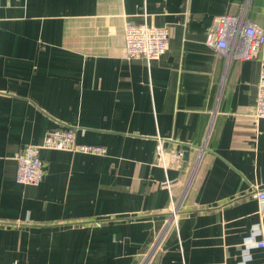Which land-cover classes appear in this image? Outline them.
<instances>
[{"label":"crops","instance_id":"0c3cea01","mask_svg":"<svg viewBox=\"0 0 264 264\" xmlns=\"http://www.w3.org/2000/svg\"><path fill=\"white\" fill-rule=\"evenodd\" d=\"M247 1L0 0V264H241L264 228L252 195L264 188V47L227 64L206 39ZM144 11L170 31L149 64L124 58V24ZM248 12L264 26V0ZM60 123L108 153L45 149L43 180L18 183L17 150ZM159 138L168 152L187 145L188 158L166 172ZM250 253L264 264V249Z\"/></svg>","mask_w":264,"mask_h":264},{"label":"built area","instance_id":"2783aa9c","mask_svg":"<svg viewBox=\"0 0 264 264\" xmlns=\"http://www.w3.org/2000/svg\"><path fill=\"white\" fill-rule=\"evenodd\" d=\"M249 0L242 6L238 14H224L215 19L209 29L206 44L214 47L222 56L224 63L231 64L234 61H242L258 58L264 47V26L253 22L248 12ZM145 21L135 24L126 21L124 24L125 51L124 58L144 59L148 64L152 60L159 59L169 48L170 31L167 25L155 26L149 24L148 15L144 11ZM259 74L257 101L254 115L257 119L264 118V61ZM214 116L210 119L207 127L205 144L207 145L213 132ZM206 147V146H205ZM69 150L71 152H81L86 154L105 155L108 149L102 145H90L77 140L76 128L67 123H60L57 127L45 133L40 144L28 143L22 145L16 152V181L23 185H39L47 172L46 164L41 156L42 150ZM184 150H172L168 152L164 147V139L159 138L156 145L155 163L162 166L167 172L170 164H177L184 158ZM173 181L166 179L163 185L169 189L173 186ZM252 195L264 208V188L255 189ZM172 197V195H171ZM178 203L171 198L169 208L171 214V224L177 226ZM262 212V210H261ZM260 237V238H259ZM259 238V239H258ZM243 258L241 264H248L252 248L264 249V228L261 224L255 225L250 237L244 242ZM151 255L156 254L158 248L155 247Z\"/></svg>","mask_w":264,"mask_h":264},{"label":"water","instance_id":"95a60500","mask_svg":"<svg viewBox=\"0 0 264 264\" xmlns=\"http://www.w3.org/2000/svg\"><path fill=\"white\" fill-rule=\"evenodd\" d=\"M185 148V154H184V158H188V154H189V147L187 145H184Z\"/></svg>","mask_w":264,"mask_h":264}]
</instances>
